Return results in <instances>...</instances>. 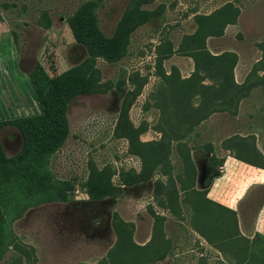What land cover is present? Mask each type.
I'll use <instances>...</instances> for the list:
<instances>
[{
  "label": "rangeland",
  "instance_id": "rangeland-1",
  "mask_svg": "<svg viewBox=\"0 0 264 264\" xmlns=\"http://www.w3.org/2000/svg\"><path fill=\"white\" fill-rule=\"evenodd\" d=\"M83 1L0 0L1 39L14 35L23 71L1 86L4 155L18 156L25 114L43 109L30 73L41 67L39 86L70 94L53 100L65 117L48 166L0 180V264H264V236H244L236 214L206 197L226 154L264 167V0H101L109 56L76 38L70 18ZM226 4L233 22L201 42L213 74L192 78L183 37L196 12ZM137 6L146 16L134 23ZM263 194L250 191L247 212Z\"/></svg>",
  "mask_w": 264,
  "mask_h": 264
},
{
  "label": "trees",
  "instance_id": "trees-1",
  "mask_svg": "<svg viewBox=\"0 0 264 264\" xmlns=\"http://www.w3.org/2000/svg\"><path fill=\"white\" fill-rule=\"evenodd\" d=\"M100 1L101 0H86L81 2L78 7L74 9L70 19L72 29L76 35V38L80 42L84 43L88 49L92 52H95V54L109 56L111 54L113 43H110V41L108 42L106 37H104V35L101 33L95 16V9L97 5H99ZM138 1L140 4H142L148 0ZM225 7H228L227 4L224 6V8L215 9L211 13L196 12L195 18L198 20V28L196 29L195 33L191 35L186 34L183 37V42L181 43L182 46L188 47L189 44H191L193 48V51L190 55L194 58L196 71H194V76H191L192 78L197 76L199 77L201 72L206 70L207 74H213L212 72L214 69L212 70L210 67L203 64L202 57L204 53H202L201 42L204 41L203 37L205 34H208V36L214 35V32L216 31V28L220 22H224V20L225 24L233 22V17H230V13L228 14V12L224 10ZM145 13L146 11H144L141 6L132 8L131 11L127 12L129 18L132 19L134 23H138L136 21L139 19L144 20V17L146 16L144 15ZM47 17L48 16L46 14V18ZM215 19H218V21ZM160 47H162V45H159V48ZM219 58H223V55L219 56ZM38 69V77L36 74L30 73V78L33 85L35 84L37 88L44 113L36 117H27V119L22 121L24 124L20 127L24 136V144L18 156L8 159L4 155L0 145V180L5 182H9L12 179H16L17 181L19 180L20 182H26L30 178L34 179L32 174L34 173L33 171L35 170L36 166H38V168L48 166L49 155L52 151L51 145L54 140L57 139L56 132L57 130L64 128L63 123H61L58 118L65 117V110L57 106L53 100L57 95L70 96V94L66 91H63V89H61V83L57 81L49 80L48 87L39 86L38 78L46 75L45 72L41 70V67ZM219 69V72L225 75L224 69L222 67ZM70 74H73V72ZM67 75L68 74H66V76ZM74 75L76 76L75 73ZM74 78L71 76L69 81L73 80ZM188 81L189 80L184 79L183 82ZM201 84L202 87L208 88V85L202 82ZM224 84L225 81L223 85ZM74 92L80 93L83 92V90L81 91L79 88H77ZM1 124L2 123H0V127ZM25 196H27V191L24 197ZM29 198V201L33 199L32 196H29ZM23 200L24 198L22 199L23 203L28 202H24Z\"/></svg>",
  "mask_w": 264,
  "mask_h": 264
},
{
  "label": "crops",
  "instance_id": "crops-1",
  "mask_svg": "<svg viewBox=\"0 0 264 264\" xmlns=\"http://www.w3.org/2000/svg\"><path fill=\"white\" fill-rule=\"evenodd\" d=\"M11 37L12 35L8 33L7 37H4L6 45H3L0 35V110L5 98L1 93L3 92L1 86L10 81L18 83L14 81L15 76L23 78V71L20 69L22 58L15 44L14 35ZM8 66L12 69L11 75L4 73L2 69ZM27 82L30 83L29 75ZM42 113L43 109L38 106L33 113L25 114V116L32 117ZM2 115H5L4 110L0 111V120ZM218 169V172L212 174L206 197L220 208L236 214L238 228L244 236H264V194L253 214L247 212L244 203L254 187L264 186V167L244 160L236 154L228 153Z\"/></svg>",
  "mask_w": 264,
  "mask_h": 264
}]
</instances>
